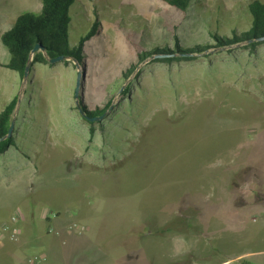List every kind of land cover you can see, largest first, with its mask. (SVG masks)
Returning a JSON list of instances; mask_svg holds the SVG:
<instances>
[{
	"label": "rangeland",
	"instance_id": "rangeland-1",
	"mask_svg": "<svg viewBox=\"0 0 264 264\" xmlns=\"http://www.w3.org/2000/svg\"><path fill=\"white\" fill-rule=\"evenodd\" d=\"M247 1L192 0L179 11L162 0H76L70 42L98 24L82 64H35L29 80L3 67L0 43V111L17 95L20 118L17 146L0 156V264H27L16 257L32 216L35 235L41 216L44 235L51 227L62 241V257L42 264H264V44L137 63L164 43L214 45L216 18L229 34L245 24ZM41 4L0 0V31ZM108 98L101 119H82V104ZM74 223L81 233L67 231ZM27 239L26 252L40 255L39 235Z\"/></svg>",
	"mask_w": 264,
	"mask_h": 264
},
{
	"label": "trees",
	"instance_id": "trees-1",
	"mask_svg": "<svg viewBox=\"0 0 264 264\" xmlns=\"http://www.w3.org/2000/svg\"><path fill=\"white\" fill-rule=\"evenodd\" d=\"M169 6L179 10L185 11L191 5L192 0H162ZM76 0H42V4L38 13H24L19 14L16 20L11 25V28L6 32L0 31V43L6 49L8 57L7 62L3 67L7 70L16 72L20 80L25 74V67L29 64V72L35 64L47 65L49 59L64 57L63 63L68 60H74L78 64H82L85 58L84 45L94 38L96 34L97 23L82 34L77 35L76 39L70 42V23L73 29V20L70 15V8ZM246 11L251 16V23L248 22ZM245 24L237 26H229V34L220 30L218 23L219 18H216L213 31L209 32L210 39L215 43L214 45H200L192 48H180L175 41L173 50H170L167 43L154 46L149 50H141L137 54V63L139 64L146 59H152V62L158 63H173L178 61H193L203 52L210 49L230 48L234 45H241L242 48L253 50L256 46L264 44V3L260 0H248L245 9ZM238 22V19L236 20ZM144 35V34H143ZM96 37V36H95ZM37 47V48H36ZM156 57H159L156 59ZM136 64L128 67L123 73L125 78H128L134 70ZM27 75V80H29ZM27 87L29 83L27 82ZM132 82L129 83L124 92L130 90ZM25 94L27 93L25 89ZM17 95H15L0 111V156L12 147H16L17 125L20 121L18 113H15L18 103ZM128 98V97H127ZM126 98V100H127ZM111 98L101 106L92 110L87 109L86 105L82 104L83 115L82 119L88 124L92 125L93 121L90 119H98L105 115L110 108ZM20 102L17 111L20 112ZM15 113V114H14ZM14 122L13 132L10 137H7V131ZM89 136H93L94 129L90 127Z\"/></svg>",
	"mask_w": 264,
	"mask_h": 264
},
{
	"label": "crops",
	"instance_id": "crops-1",
	"mask_svg": "<svg viewBox=\"0 0 264 264\" xmlns=\"http://www.w3.org/2000/svg\"><path fill=\"white\" fill-rule=\"evenodd\" d=\"M37 221H41L43 222V226L40 230V232L36 231V234L39 235V238L42 240L41 242V248H39L34 254H40V255H45V256H48L49 259H59L60 257H62L63 253H61V250H60V246H61V242L59 239H58V236H54L53 234H47V235H44V228H45V222L44 220L41 218V216H38L37 218ZM27 223V229H22L21 231V240L23 239V241L20 243V247L22 248V246H27V249L29 248L28 245H31L33 246V243L35 241H32L33 239H27V236L28 234H31L32 236H37L35 235L34 232V229L32 228L33 225L35 224L34 222V219H33V216L30 220H26ZM59 222H54L52 224H50V226L53 225V227H57ZM60 231V230H59ZM70 234V233H69ZM44 243V244H43ZM27 249H24L22 250V252H20V254H18L17 256L19 258L16 257V263H20L21 261H25L26 257H30L33 253H29V252H26ZM11 257H14V253H11L10 254Z\"/></svg>",
	"mask_w": 264,
	"mask_h": 264
},
{
	"label": "built area",
	"instance_id": "built-area-1",
	"mask_svg": "<svg viewBox=\"0 0 264 264\" xmlns=\"http://www.w3.org/2000/svg\"><path fill=\"white\" fill-rule=\"evenodd\" d=\"M4 231L8 235L10 240H13L16 242L19 240L20 231L18 230L17 227L6 228ZM67 231H78L81 233L83 231V228L78 227V224L74 223V224H70L67 226ZM48 232H51L53 234L55 233L53 231V228L51 227L48 228ZM44 261H46V257L44 255H32L26 260V263L27 264H42Z\"/></svg>",
	"mask_w": 264,
	"mask_h": 264
},
{
	"label": "water",
	"instance_id": "water-1",
	"mask_svg": "<svg viewBox=\"0 0 264 264\" xmlns=\"http://www.w3.org/2000/svg\"><path fill=\"white\" fill-rule=\"evenodd\" d=\"M37 48V47H36ZM157 58H159V57H156V59ZM64 59V57H56V58H53V59H49L48 60V63H54V62H60V61H62ZM28 72H29V64L25 67V74H24V77H23V79H25L26 77H27V75H28ZM79 110H80V114L81 115H83V111L79 108ZM103 116H101V117H99L98 119H90V120H92V121H96V120H99V119H101ZM13 128H14V122L12 121V123H11V126H10V128H9V131H7V137H10L11 136V133L13 132Z\"/></svg>",
	"mask_w": 264,
	"mask_h": 264
}]
</instances>
